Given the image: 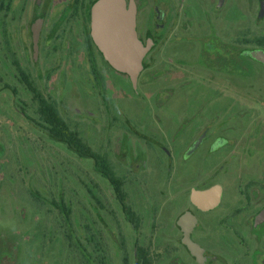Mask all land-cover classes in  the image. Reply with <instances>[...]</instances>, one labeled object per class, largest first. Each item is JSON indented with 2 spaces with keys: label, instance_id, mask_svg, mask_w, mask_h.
<instances>
[{
  "label": "rangeland",
  "instance_id": "374dc122",
  "mask_svg": "<svg viewBox=\"0 0 264 264\" xmlns=\"http://www.w3.org/2000/svg\"><path fill=\"white\" fill-rule=\"evenodd\" d=\"M96 1L12 0L0 10V264H84L81 248L97 264L103 250L99 237H87L88 215L97 236L100 228L106 234L108 264H137L138 246L153 264H246L239 255L253 245L237 246L238 226L226 215L238 178L264 175L263 1L123 0L143 48L135 82L93 38ZM13 53L70 126L109 157L141 217L138 229L94 161L37 123ZM216 186L219 202L204 209L208 241L196 262L179 220L196 218L193 190ZM34 194L48 204L39 206ZM53 197L71 209L78 244L48 212ZM194 231L196 238L203 231L197 218Z\"/></svg>",
  "mask_w": 264,
  "mask_h": 264
},
{
  "label": "trees",
  "instance_id": "16d2710c",
  "mask_svg": "<svg viewBox=\"0 0 264 264\" xmlns=\"http://www.w3.org/2000/svg\"><path fill=\"white\" fill-rule=\"evenodd\" d=\"M12 0H0V10H4L6 13L11 7ZM12 64L17 70L18 80L26 87V89L32 94V99L36 105V113L38 115L37 123L43 127L50 137L55 141L65 145L69 150L78 155L81 158H88L94 161V170L101 175L103 178L107 179L110 185L113 187L118 200L121 202L124 214L126 218L133 223L134 227L138 229L141 224V217L133 206L128 201V194L124 189V180L121 176L117 175L113 165L111 164L109 157L97 151L90 145L80 134L77 129H73L65 118L59 113L56 104L52 99L46 96L40 88L37 86L36 82L32 78L31 74L28 73L22 66L21 62L18 60L16 55H12ZM92 196L93 193H92ZM33 200L39 206H45L46 203L39 196L33 195ZM98 206L107 210L110 214L114 211L106 209V206L96 199ZM53 207L48 209L49 213H52L60 222L61 232L64 237L72 242V244H78L79 239L77 237L76 228L74 227V220L72 211L67 205L64 198L56 200L54 197L51 200ZM87 210L88 208L85 207ZM52 210V211H51ZM90 216V215H88ZM84 227L86 228L87 237L91 240H97L96 244H100L103 250V254H99L97 264H108V258L111 257L110 246L107 242L106 234L102 232L101 228L99 230V236L95 233L91 222L95 221L94 217H88ZM88 221V222H87ZM91 221V222H90ZM96 222V221H95ZM97 223V222H96ZM81 248V247H80ZM124 253H126V248L123 245ZM79 249L77 257L82 259V263L88 264L89 253H87L86 248ZM138 262L137 264H153V257L150 254L148 248L143 246H138L137 250ZM127 262V258L125 257ZM90 264V263H89Z\"/></svg>",
  "mask_w": 264,
  "mask_h": 264
},
{
  "label": "water",
  "instance_id": "95a60500",
  "mask_svg": "<svg viewBox=\"0 0 264 264\" xmlns=\"http://www.w3.org/2000/svg\"><path fill=\"white\" fill-rule=\"evenodd\" d=\"M135 26V13L125 6L123 0H97L94 4L92 35L96 44L106 59L118 69L127 71L134 82L143 53ZM258 56L264 61V53ZM191 198L202 209L213 208L219 202L220 188L216 186L204 190H193ZM195 219L192 215H185L179 220L183 229L182 242L198 261H202V247L191 237Z\"/></svg>",
  "mask_w": 264,
  "mask_h": 264
},
{
  "label": "flooded vegetation",
  "instance_id": "af4514ba",
  "mask_svg": "<svg viewBox=\"0 0 264 264\" xmlns=\"http://www.w3.org/2000/svg\"><path fill=\"white\" fill-rule=\"evenodd\" d=\"M136 23V28H138L137 20ZM205 135L206 133L204 132L200 135V137L195 141L191 149L187 151L188 154L193 152L198 147V145L203 143ZM217 140L213 143L212 148H215ZM236 187L238 188L236 189L237 198L234 203V206L230 211V214L226 215V219L229 223L238 226V228L235 229L237 234L235 238L237 246H248V243H250V245H253L252 252L250 254L248 253V249L245 253L239 255V257L243 258L246 261V264H254L255 258H258L260 264H264V246L262 247L264 238V175L260 178L253 175L247 176L245 177V179L239 177ZM192 204L196 208V212H194V214L196 218L201 222L203 231L197 232L196 238L194 236L196 233L194 231L193 226L191 231V237L194 241L198 242L201 246H203V241L207 240V230L205 229L206 222L203 221L202 215L208 210L198 208V206L194 204L193 200ZM180 227L182 228L181 225ZM244 230L245 232H247V234L244 233ZM185 247L188 250L189 254L194 258V260L196 262H199L197 258L191 254L190 250L186 245ZM256 251H258L260 254H256Z\"/></svg>",
  "mask_w": 264,
  "mask_h": 264
}]
</instances>
